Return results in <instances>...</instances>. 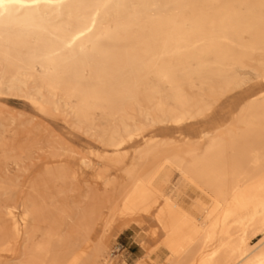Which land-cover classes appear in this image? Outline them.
<instances>
[{
  "label": "bare ground",
  "instance_id": "bare-ground-1",
  "mask_svg": "<svg viewBox=\"0 0 264 264\" xmlns=\"http://www.w3.org/2000/svg\"><path fill=\"white\" fill-rule=\"evenodd\" d=\"M4 91L66 129L27 191L5 168L45 147L0 139V264H116L131 219L138 264H264V0H0Z\"/></svg>",
  "mask_w": 264,
  "mask_h": 264
},
{
  "label": "rangeland",
  "instance_id": "rangeland-1",
  "mask_svg": "<svg viewBox=\"0 0 264 264\" xmlns=\"http://www.w3.org/2000/svg\"><path fill=\"white\" fill-rule=\"evenodd\" d=\"M238 76L244 81H253V74L250 71H240ZM236 96L229 98L224 102V105H231ZM222 113H218L215 120L220 121ZM65 127L59 119H49L36 113L31 106L17 93L4 91L0 97V139L7 142L23 143L29 140L40 142L39 146L45 147L41 149H34L32 158L24 163L28 167L27 171L21 170L13 163H8L5 168L3 176L17 180L20 188L27 191L23 182L25 180L34 179L43 169V160L49 154L50 150L46 147L54 145L57 141L65 139ZM185 133L192 135L193 130H184ZM165 134L172 135V131H165ZM86 139L84 135L72 136V146L75 150H81L85 145ZM94 168L99 169V165L92 162ZM111 174V173H110ZM109 176H113L111 174ZM89 184L95 191L97 198L102 199L106 193H112V188L106 187L100 180H92L91 182L78 184L80 191L86 189ZM79 189L70 192V195L78 193ZM198 191L192 186L183 188L181 197L184 204L189 207ZM14 198H7L0 196V205L10 204ZM2 221L5 218L2 217ZM128 224L119 229V226H114L110 230V247L113 254V259L116 264H138L147 255L143 245H147L150 250L152 260L156 259L155 245L156 237L153 232L155 227L151 221L139 223L137 220L131 219ZM248 236L252 242H256L261 238V232L258 229H252ZM13 262V261H11Z\"/></svg>",
  "mask_w": 264,
  "mask_h": 264
}]
</instances>
